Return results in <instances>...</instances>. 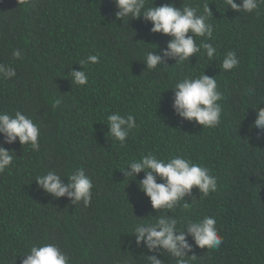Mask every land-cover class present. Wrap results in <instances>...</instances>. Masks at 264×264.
I'll return each mask as SVG.
<instances>
[{"label": "trees", "instance_id": "obj_1", "mask_svg": "<svg viewBox=\"0 0 264 264\" xmlns=\"http://www.w3.org/2000/svg\"><path fill=\"white\" fill-rule=\"evenodd\" d=\"M164 4L197 7L198 14L209 7L213 60L203 52L182 63L164 57L171 38L151 33L143 18L118 20L114 0H0V64L16 72L0 77V112L20 111L40 130L39 151L0 135V145L14 152L0 173V264H22L21 256L45 243L57 245L70 264H147L152 255L175 264L170 254L135 243L134 226L159 214L176 218L181 229L216 218L218 249L199 248L185 230L192 248L186 258L195 256L190 264H264V131L252 127L264 108V3L245 13L225 0H145L146 7ZM16 50L22 59L13 58ZM155 50L162 65L147 70L145 54ZM229 51L239 63L225 72L220 66ZM89 55L100 61L83 66L89 80L77 86L70 73L82 71L79 62ZM204 72L223 96L215 128L173 108L171 88ZM113 113L136 118L123 147L109 136ZM149 153L207 167L217 191L204 197L193 188L174 209L157 213L138 186L144 173L132 181L121 172ZM80 168L93 183L87 207L46 193L35 180L54 170L67 184Z\"/></svg>", "mask_w": 264, "mask_h": 264}, {"label": "clouds", "instance_id": "obj_2", "mask_svg": "<svg viewBox=\"0 0 264 264\" xmlns=\"http://www.w3.org/2000/svg\"><path fill=\"white\" fill-rule=\"evenodd\" d=\"M118 9L116 18L124 20L143 18L150 22L153 34H163L170 37L163 56L173 59L176 63L189 61L197 53L203 52L209 60H213L216 48L207 42L213 37V27L208 22L209 7L205 6L204 14H198L197 7L183 6L177 8L171 4L158 7H146L145 0H114ZM228 8L236 12L253 13L264 0H225ZM204 38L200 44L196 38ZM149 51L145 54L144 64L147 70H154L162 65V57ZM14 59H22L19 50L13 51ZM99 55H89L82 59L79 65L82 71L70 73L73 84L85 86L89 77L83 66L97 64ZM236 53L229 51L223 58L221 68L229 72L238 66ZM16 75L13 68L0 64V77L11 79ZM173 108L180 117L188 121H196L203 128H215L221 120V105L223 99L218 90L215 78L205 75L188 77L177 82L173 88ZM57 105L59 100L55 102ZM107 125L110 128L109 136L118 141L123 147L130 132L137 127L136 118L132 114L127 116L113 113L107 117ZM253 128L264 131V108H257L256 119ZM0 135L4 136L5 143L12 144L19 141L21 145H29L33 151H39L40 130L33 119L16 111L14 116L6 112H0ZM14 152L6 150L0 145V173L13 164ZM121 172L126 178L136 180L139 173H144V178L138 182L140 191L150 201L151 208L157 213L160 210H172L179 202L184 201L186 195H190L193 188L199 190L204 197L217 191L218 178L211 174L207 167L185 159L180 155H174L165 160L156 154L149 153L140 159H132L128 166ZM161 182H157V180ZM36 182L56 198L68 196L74 204L83 202L88 206L92 199L93 183L86 175L83 168L68 174L65 184L61 175L54 170H49L45 175L37 176ZM188 207L187 203L183 205ZM216 218L205 216L202 219L188 221L184 227L178 228V220L173 216L159 214L152 222L147 219L134 226L135 243L139 246L142 242L150 252L161 250L175 258V264H190L195 256L187 257L186 253L192 248L187 242L190 235L195 245L201 249H218L222 244V237L218 235ZM22 264H70L69 257L57 245L45 243L40 246H32L24 254ZM147 264H163L156 255L147 256Z\"/></svg>", "mask_w": 264, "mask_h": 264}]
</instances>
